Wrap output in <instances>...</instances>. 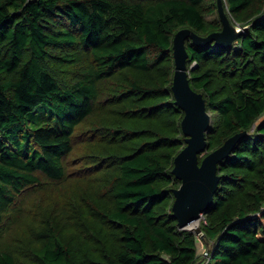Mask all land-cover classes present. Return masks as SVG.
<instances>
[{
	"label": "trees",
	"instance_id": "1",
	"mask_svg": "<svg viewBox=\"0 0 264 264\" xmlns=\"http://www.w3.org/2000/svg\"><path fill=\"white\" fill-rule=\"evenodd\" d=\"M224 5L232 21L248 26L228 47L188 38V68L199 63L189 77L218 114L209 148L248 134L219 164L201 252L195 231L181 227L172 209L181 183L174 160L186 145L185 112L172 89L173 43L185 26L201 35L222 29L217 0H0V264H26V253L33 264H264V0ZM209 11L218 15L208 18ZM96 110L111 125L99 127L105 147L92 169L117 173L106 184L110 207L94 213L91 225L83 218L73 242L60 224L73 211L66 157ZM40 113L46 119L32 126ZM125 119L136 127L126 130ZM241 169L256 176L249 204L226 197ZM44 177L63 185L61 217H49L25 251L13 223ZM79 184L74 212L92 219L91 190Z\"/></svg>",
	"mask_w": 264,
	"mask_h": 264
},
{
	"label": "rangeland",
	"instance_id": "2",
	"mask_svg": "<svg viewBox=\"0 0 264 264\" xmlns=\"http://www.w3.org/2000/svg\"><path fill=\"white\" fill-rule=\"evenodd\" d=\"M225 1L227 2V0ZM227 6L228 3L226 7ZM228 8L229 6L227 7V9ZM216 15H218L217 11L216 12L209 11L206 13V16L208 18L215 17ZM231 16L233 17V21H234L233 23H235V25L238 28H244L245 26H248L247 22L239 21L233 15ZM198 66H199L198 62L196 61L192 62L189 66V75H192L193 70L196 69ZM63 67L66 68V66ZM217 85H222V83L218 82ZM223 88H225V85L224 86L222 85L221 90H224ZM209 111L210 114L212 115V119L213 120L217 119L218 114L212 110ZM44 114L47 115L46 113ZM44 119L46 118H43V114L40 113L38 119L32 122L31 125L37 126ZM103 119H104V115L100 114V112L96 110L95 113H93L90 117L87 118L86 121L84 120L78 126L73 142L74 147L66 157V163L68 166V179L71 178L72 181L75 182V184L66 187L64 191L67 196H73L70 199L71 201L68 200L67 202L68 204L72 202L70 207L72 208L73 211L71 215L65 218L64 220L60 218L61 221L60 224H61V228L64 229L63 236H65L69 241L74 242V240H76L75 238L76 231H78V229H81V227L84 226V222L82 221L83 218H85L87 222L91 225L95 221L93 220L94 213H98L100 210H105L108 207H110V195L107 190L108 186L106 184L110 180H111L110 183L114 180L115 178L114 176L116 175L117 172L113 170L114 168L113 166L112 168H110V166H106L104 168H100L99 170L92 169L94 166H96L92 160L94 159L93 156L97 157L105 147V139L104 137H102L99 127H101V125L102 126L111 125L110 123L109 125L104 124ZM133 121L135 120L125 119L123 125H125L126 130H130L133 127H136V125L132 124ZM136 122L140 123L139 121ZM95 135H97V137L92 139V137H94ZM125 141L126 140L121 139L117 143L118 145L117 148L120 149V146L122 144L124 145ZM212 150H214L213 147H210L207 151L203 153L202 157H204L207 153H209ZM107 152L112 153L111 146H108ZM237 173L241 175V179L236 184L233 183L228 184V192L226 194L227 195L226 197H228V199L235 204H239V203L249 204V202L252 201L253 199V195L255 191L253 184L256 176L247 173L244 169L238 170ZM84 180L87 183L85 185H87L91 190L90 192L85 194V196H88L90 194V197H92V202H91L93 208L92 219L89 218L87 214L83 215L82 212L80 211L76 213L74 212L76 208L75 200L77 201L78 195L82 192V187H83V185H80L79 182H84ZM42 181H44L42 188L35 190L31 189L23 197V204H22L23 212L21 211L20 213L19 211L18 215L15 216V221L13 223V226H15V230L22 233L23 237L25 238L26 241L25 251H27V247L29 245L28 243L29 241H31V235L39 227L43 226L49 217H51L52 215H54L55 218L61 217L62 207L59 208L56 205V203H58V199H60L62 196V194H60L59 192H60V188L63 185L61 183H55V182L52 183L47 177H44ZM223 197H225V193L223 194ZM64 203L66 202H63V204ZM86 203L87 202L84 201V204ZM207 220H209L208 215L204 214L199 219L194 221L192 224L185 227L187 229H192L195 231L197 238L199 240V244H200L199 246L201 248V252L203 251L202 247L206 243L205 240L206 234L203 225L204 223L207 222ZM198 227L201 230L198 231L197 230ZM10 243H11L10 240H8L5 246H7ZM26 254L22 255V257L25 260V263L33 264L32 262L26 261V260L29 261L32 260V254L31 253L27 255Z\"/></svg>",
	"mask_w": 264,
	"mask_h": 264
},
{
	"label": "water",
	"instance_id": "3",
	"mask_svg": "<svg viewBox=\"0 0 264 264\" xmlns=\"http://www.w3.org/2000/svg\"><path fill=\"white\" fill-rule=\"evenodd\" d=\"M217 2L222 29L201 35L193 28L185 26L174 36L175 72L172 89L176 103L185 112L182 128L186 135V145L176 155L173 168V173L181 180V184L173 190L175 200L172 209L181 227H187L211 209L221 180L219 164L231 155L236 144L248 134V130L234 133L200 161V156L209 149L207 133L212 127V115L207 109V98L203 92L191 85L186 40L191 38L198 45L214 41L218 46L228 47L245 29L238 28L233 23L226 11L224 0ZM197 230L201 229L198 227Z\"/></svg>",
	"mask_w": 264,
	"mask_h": 264
},
{
	"label": "crops",
	"instance_id": "4",
	"mask_svg": "<svg viewBox=\"0 0 264 264\" xmlns=\"http://www.w3.org/2000/svg\"><path fill=\"white\" fill-rule=\"evenodd\" d=\"M200 247V246H199ZM202 248H204V246L202 247ZM201 249V248H200Z\"/></svg>",
	"mask_w": 264,
	"mask_h": 264
},
{
	"label": "built area",
	"instance_id": "5",
	"mask_svg": "<svg viewBox=\"0 0 264 264\" xmlns=\"http://www.w3.org/2000/svg\"><path fill=\"white\" fill-rule=\"evenodd\" d=\"M204 215V214H203ZM197 264H200V263H197Z\"/></svg>",
	"mask_w": 264,
	"mask_h": 264
},
{
	"label": "bare ground",
	"instance_id": "6",
	"mask_svg": "<svg viewBox=\"0 0 264 264\" xmlns=\"http://www.w3.org/2000/svg\"><path fill=\"white\" fill-rule=\"evenodd\" d=\"M192 224V223H191Z\"/></svg>",
	"mask_w": 264,
	"mask_h": 264
}]
</instances>
